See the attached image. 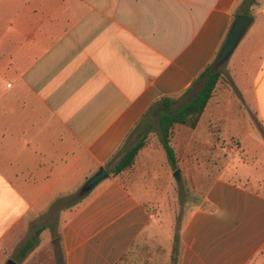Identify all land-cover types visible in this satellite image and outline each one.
<instances>
[{"label":"crops","instance_id":"crops-1","mask_svg":"<svg viewBox=\"0 0 264 264\" xmlns=\"http://www.w3.org/2000/svg\"><path fill=\"white\" fill-rule=\"evenodd\" d=\"M240 1L0 0V264L18 255L31 222L59 199L63 264H117L152 235L148 199L122 178L140 155L67 201L157 101L176 103L195 87ZM251 17L253 34L264 33V0H255ZM251 83L249 91L213 94L193 128L205 115L206 129L215 123L252 159L234 179L215 177L188 212L176 264H264V49ZM176 125L177 157L174 138L184 128ZM195 145L199 139L187 138Z\"/></svg>","mask_w":264,"mask_h":264},{"label":"rangeland","instance_id":"rangeland-1","mask_svg":"<svg viewBox=\"0 0 264 264\" xmlns=\"http://www.w3.org/2000/svg\"><path fill=\"white\" fill-rule=\"evenodd\" d=\"M258 7L259 5H255V9ZM253 29L252 24L246 28L229 58L215 65V69H219L221 75L213 91L214 95L220 93L234 95L236 87H241L244 91L251 89L253 72L261 60L264 49V33L253 34ZM201 85L202 80L197 81L191 91L183 94L172 104V109L194 96ZM161 111L163 109L158 110V107L151 110L129 132L115 154V158H119L126 148L140 138L144 140L145 145L137 154L142 158H137L136 164L126 171L128 175L123 174L122 178L139 197L148 199L155 218L152 224L155 230L152 235L141 240L142 242L135 243L122 264H159L161 260L170 264L171 260L176 259L171 255L176 256L178 252L176 240L181 225L188 212L200 202L209 183L221 173H229L228 176L234 179L237 166L241 163L248 166L251 163L252 158L248 155L238 154L241 151L236 138H228L221 134L219 126L215 123H211L206 129L202 124L205 120L203 115L196 132L185 125L179 127L184 129L178 130L174 138L177 166L173 168L168 164L161 145L158 125V114ZM173 128L170 136L175 132ZM192 136L199 139V145L187 147V138ZM136 184L140 188L146 187L145 190L139 191V188L135 187ZM58 211L57 208H51L37 215L31 222L20 244L33 235L36 228L43 226V229L37 236L35 246L24 257H19L15 251L13 257L17 264H63L56 237ZM28 256L32 258L31 262L26 260ZM133 258L135 260H132Z\"/></svg>","mask_w":264,"mask_h":264},{"label":"trees","instance_id":"trees-1","mask_svg":"<svg viewBox=\"0 0 264 264\" xmlns=\"http://www.w3.org/2000/svg\"><path fill=\"white\" fill-rule=\"evenodd\" d=\"M255 3V0H241L237 8L235 9L234 19L240 14L251 16V6ZM233 19V20H234ZM219 52V51H218ZM203 69V71L197 76L195 82L202 80V85L197 93L192 96L190 99L180 103L178 106L172 109V104L174 99L172 98H162L156 102V105L159 109H163L158 114V125L159 133L161 139V145L166 153L167 162L173 168L177 166V157L174 148L170 144V134L174 125L181 124L194 128L197 125V122L209 100L212 96L215 86L219 80L221 72L219 69L211 71L216 57ZM152 107V106H151ZM138 124V123H137ZM145 145V142L140 138L135 144L126 148L119 158H115V154L107 161L106 168L108 173L112 175H118L122 171L130 168L135 161L139 150ZM85 195L81 192H78L70 196V200L67 201V205H73L77 201L81 200ZM69 198V197H68ZM62 199H59L51 207L52 209H59L62 207ZM43 226H40L35 229L34 234L27 237L18 248L19 257H24L36 244L37 236L42 231ZM58 237V235L56 236ZM178 240V237H177ZM176 240V241H177ZM59 245V244H58ZM134 245V244H133ZM131 245V247L133 246ZM131 247L121 256L117 264H122L124 258L126 257L128 251ZM60 248V246H59ZM132 260H135L133 258ZM131 260V261H132ZM173 264H176V261H172Z\"/></svg>","mask_w":264,"mask_h":264},{"label":"water","instance_id":"water-1","mask_svg":"<svg viewBox=\"0 0 264 264\" xmlns=\"http://www.w3.org/2000/svg\"><path fill=\"white\" fill-rule=\"evenodd\" d=\"M251 21L252 17L249 15L240 14L235 17L219 49L218 55L211 69L212 72L216 70L215 65L229 58ZM108 175L109 173L106 168L101 167L97 172L86 179L81 187V193L87 194L97 183L106 178ZM4 264L17 263L14 259H8Z\"/></svg>","mask_w":264,"mask_h":264}]
</instances>
